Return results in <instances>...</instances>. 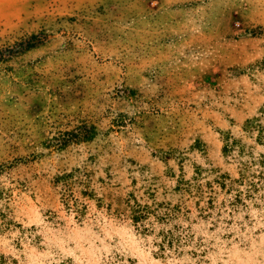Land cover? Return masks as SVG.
Wrapping results in <instances>:
<instances>
[{
    "label": "rangeland",
    "instance_id": "rangeland-1",
    "mask_svg": "<svg viewBox=\"0 0 264 264\" xmlns=\"http://www.w3.org/2000/svg\"><path fill=\"white\" fill-rule=\"evenodd\" d=\"M0 264H264V0H0Z\"/></svg>",
    "mask_w": 264,
    "mask_h": 264
},
{
    "label": "trees",
    "instance_id": "trees-1",
    "mask_svg": "<svg viewBox=\"0 0 264 264\" xmlns=\"http://www.w3.org/2000/svg\"><path fill=\"white\" fill-rule=\"evenodd\" d=\"M83 137H85V136H83Z\"/></svg>",
    "mask_w": 264,
    "mask_h": 264
}]
</instances>
